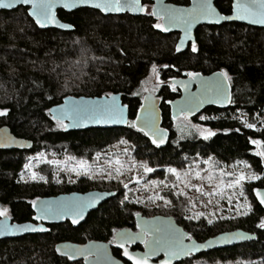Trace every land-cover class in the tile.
I'll return each mask as SVG.
<instances>
[{
  "label": "trees",
  "instance_id": "16d2710c",
  "mask_svg": "<svg viewBox=\"0 0 264 264\" xmlns=\"http://www.w3.org/2000/svg\"><path fill=\"white\" fill-rule=\"evenodd\" d=\"M171 2L190 4V0ZM216 6L222 14L231 15L230 0H219ZM58 16L74 31L41 30L24 7L0 11V110H7L6 116H0V128L7 126L16 137L33 142L29 151L0 150V210L6 209L14 223L23 224L34 221L32 201L92 191L116 195L78 228L66 222L50 225L47 234L0 241V264H83L59 257L56 246L62 242H109L118 230L135 228L137 213L173 216L199 242L235 230L258 235L254 242L200 254L180 264H264V229L258 227L264 219V209L256 198L257 190L264 188V162L248 142L250 138L264 141L260 124L264 118V29L239 23L202 26L196 35L198 51L192 52L190 46L183 54H176L180 35L153 27L159 23L153 16H104L88 8L71 13L59 11ZM82 50L95 59L83 63L86 58ZM153 66L158 69L161 83L146 93L143 87L152 77ZM221 70L231 77L233 103L227 109L207 108L190 119L215 132L204 139L191 124L182 125V120L172 119L170 104L181 95L178 88L172 90V82L188 77V72L211 75ZM113 94H120L128 106L129 121L136 119L148 94L159 99L163 127L170 132L166 143L157 147L142 132L128 127L67 132L57 126L49 112L68 97L101 98ZM245 119L261 130L244 128L239 121ZM121 139L127 144H120ZM119 146L128 148L125 159L129 162L144 161L157 169L146 176L144 185L148 180H165L171 186L175 178L165 173L168 167L181 172L192 167L205 175L208 166L202 162L208 157L218 162L213 170L217 177L223 169L255 174L260 179L243 183L244 196L239 195V188L229 190L232 202L224 199L222 215L190 220L186 218L192 217L187 195L178 197L165 188L162 196L169 204L151 201L143 193L142 184L129 182L132 173L120 178L130 183L124 189L117 180L72 177L43 162H37L34 170L45 180H32L24 168L30 158L43 153L64 161L69 156L76 161L84 159L95 170L108 158L102 155L96 161V154ZM154 188L160 189L161 185ZM237 202L239 211L246 215L237 214ZM209 219L212 223H208ZM113 253L121 258V251L113 249Z\"/></svg>",
  "mask_w": 264,
  "mask_h": 264
},
{
  "label": "snow or ice",
  "instance_id": "6c2138e0",
  "mask_svg": "<svg viewBox=\"0 0 264 264\" xmlns=\"http://www.w3.org/2000/svg\"><path fill=\"white\" fill-rule=\"evenodd\" d=\"M57 3H62V6L67 9H71L76 6H90L94 9H98L101 12H121V11H136V12H146L147 9L141 3V0H0V9H11L14 5H30L31 11L28 12V15L34 19L35 25L40 28H44L48 23L55 22V16L53 14V9ZM232 15L222 16L216 9L213 7L211 0H198L197 3L190 10H172V9H162L160 13L152 11L148 13L149 15L157 16V19L164 20L165 23H156L153 27L159 29L162 32L169 30V26H184L185 38H189V29L192 24L197 20L205 19L209 22L219 23L221 20H247L251 24H261L264 25V0H235L232 5ZM60 27L65 29H71L72 25H60ZM184 41L181 40L180 44L176 45V51L180 52L181 47ZM192 52H197V46L193 42L191 45ZM82 55L86 58L83 63L86 64L88 59H95L94 57L87 56V50H82ZM77 64L82 63V61H77ZM153 71H155V66H153ZM187 75L190 78H198L199 73L188 72ZM215 80L213 81H202L201 84L206 88L208 92L212 95L208 97L209 102L211 103H221L225 101L228 103H233L231 96L229 95V85L231 84V77L227 71L221 70L220 72L214 74ZM184 83V82H181ZM187 88V84H184ZM39 87V85H37ZM172 90L176 91V87L173 84ZM51 99V96L48 97ZM204 101L197 99L195 103L191 99L187 100L186 103L178 106L177 111L184 118L187 119L189 115L192 114L193 108H198L200 104ZM141 109L145 111V116L143 123H139L141 117L139 114L136 115L135 120H127L124 116V109L117 105L116 97L111 96L110 99H106L103 103L100 102H89L83 99L79 101L73 100L71 103L66 102L65 104L58 105L55 109H49L52 119L56 122L57 126L65 131L68 128H78L86 126L87 123H97V124H123L126 125L129 129H133L136 132H142L144 136L149 137L153 144L157 147H160L161 144L165 142L164 140V131L159 129L156 126V118L154 112L144 109V105H141ZM7 110H0V116H6ZM244 115V113H241ZM200 119H205L204 116H201ZM233 119H239L238 117H233ZM67 121V123L65 122ZM244 128L254 129L260 131L255 123H250L248 120L239 121ZM260 124L264 128V118L260 119ZM195 128L199 135H202L204 139L215 135L213 132H207V135L204 132L200 131L199 128L195 125L192 126ZM236 131H240L239 128ZM250 144L256 147L255 155L262 158L264 162V141L260 139H249ZM120 144H127V141L121 139ZM123 152L125 155H128V148H124ZM102 155L107 156L106 153L98 152L96 154V161L100 160ZM33 160L38 162H44L46 164L55 165L59 167L61 165L60 161L57 160H45L44 154L40 153L36 157L30 158L28 163L24 165V168L29 171L30 178L32 180H45V177L39 175L32 171ZM67 161H76L75 157L69 156ZM204 165H207L208 168L204 169L205 175H201V171L196 170L195 168L189 167L183 172L178 171L177 168L168 167L164 171L166 174H170L175 178V181L169 186L165 180H148L146 185L156 186L162 185L164 188L169 189L170 194L175 196H185V189L193 188L196 192L201 193L203 196H208L210 199L208 203L211 204V197L219 196L223 198L225 195V189H236L239 188L240 196H244L243 182L247 180H257L260 179L259 176L255 174H245L243 171L236 173L234 171L229 172L223 169L220 170L219 176L213 174V170L217 167L218 162L213 161L212 157L203 160ZM243 163V162H241ZM247 167V165H245ZM137 170L138 173H141L142 176H147L150 173L157 172V169L149 166L147 162L141 161L139 163L131 161L130 163H125L118 157L112 158L108 157L104 160V164L100 167H97L95 170L93 165H90L86 160L80 159L76 161L72 166H69L67 162H64L62 170H66L70 173H74L77 177L85 176L89 180H94L97 177L100 179L106 180H117L118 183L123 185L124 189H128V183H124L122 176L126 173H130L133 170ZM228 177V179H225ZM167 178V175H166ZM129 182H135V184H140V179L137 176H129ZM198 180L201 182L207 181V183L212 186L213 181L216 183L212 187L211 191H204L202 186L192 183V180ZM72 182V181H70ZM183 184V188H179V185ZM236 193L234 192L233 195ZM97 195H89L86 199L73 198L68 201H60L55 204L45 203L40 209L38 215L35 219H50V218H60L63 216H72V224H78L84 218V212L87 208L93 207L98 204L102 198ZM107 195H115L114 193H108ZM256 196L259 199L261 205H264V192H256ZM125 199L127 195L125 194ZM151 201L163 200L165 204H169L170 201L165 199L163 196H154L149 198ZM245 197V201H246ZM123 202V201H122ZM228 202L231 204L232 196H228ZM32 206H36V201H32ZM245 207L251 210L250 206L245 203ZM237 214H247L241 213L239 211V202H237ZM136 215H139L137 213ZM203 213H196L192 217H186L187 219H199L203 216ZM0 216L8 218V212L6 209L0 210ZM208 223H212L209 219ZM140 227V225H138ZM260 229H264V219L258 224ZM27 231H46L44 228H35L29 225L21 226H9L7 224H0V235H16L19 233ZM188 240H191V236L186 237ZM240 238H249L241 236ZM116 239V237H114ZM135 239H141L145 243L148 251L143 254L142 257L136 258L129 254L128 250L124 249V256L128 260L133 261V264H148V258L150 255H154L159 251H165L166 254L171 256L179 255H190L194 251H199L200 247L194 241L190 245L184 244L185 236L183 233H179L178 230L169 227L160 228V227H149L148 223L145 222V226L142 228V235L132 236L129 233H120L119 240L121 241H130ZM230 242V238H225ZM123 247V243L119 245ZM59 252L60 249H57ZM83 254L88 252V249L76 250ZM67 255L69 260L74 259V254L64 253ZM94 255L97 256V264L101 258V253L97 250ZM165 264H168V261H165Z\"/></svg>",
  "mask_w": 264,
  "mask_h": 264
},
{
  "label": "water",
  "instance_id": "95a60500",
  "mask_svg": "<svg viewBox=\"0 0 264 264\" xmlns=\"http://www.w3.org/2000/svg\"><path fill=\"white\" fill-rule=\"evenodd\" d=\"M154 4V9L153 11H156L157 13H160L162 9H172V10H190L195 3L198 2V0H190V5L189 6H179L172 4L170 0H151ZM219 0H211L213 7L216 9V11L222 15V16H227L222 14L218 7L216 6V3ZM233 3L235 0H230ZM62 2H66V0H62ZM243 2V0H242ZM141 3L143 4V0H141ZM19 7H24L28 9V12L31 11V6L30 5H14L11 9H0V11H7V12H12ZM92 9V10H97L94 9L90 6H76L71 9L64 8L62 6V3H57L55 8L53 9V14L55 16V22L53 23H48L46 27L44 28H39L41 30H58L61 32H71L74 31V27L71 29H65L60 27V25H69L65 22H63L59 16L58 12L63 10L65 12H73L79 9ZM101 12V11H99ZM104 16H120L124 14H130L133 16H141L143 15L144 12H136V11H121V12H108L104 13L101 12ZM233 13H231L232 15ZM157 18V16H155ZM32 18V17H31ZM34 21V19L32 18ZM162 23H165L164 20H162ZM226 23H239L243 25H247L250 27H255V28H263L264 25L261 24H251L247 20H221L219 23H214V22H209L208 20L205 19H200L197 20L195 23L192 24L191 28L189 29V38H185V32H184V26H169V30L166 31L167 34L171 33H178L180 35L179 40L177 42V45L180 44L181 40L184 41L181 51L177 52L176 54H183L186 52L189 48L190 45L194 42L196 44V35L197 31L200 27L202 26H221ZM218 72H215L211 75H201L199 74L198 78H181L174 80L172 84L175 85L176 88L180 91L181 95L179 98L171 102L170 107H171V117L173 120H178L182 118V116L179 114L177 111L178 106L186 103L187 100L191 99L193 103L199 100H203L204 102L199 105L198 108H193L192 114L189 115L187 118L191 119L194 117L200 116L207 108L210 107H216L219 109H227L231 106V103L224 102L223 104L221 103H211L209 102L208 97H210L212 94L206 90V88L201 84L202 81H213L215 80V75ZM184 82V83H181ZM184 84H187V88H185ZM229 95L233 99V92H232V87L231 84L229 85ZM111 96L116 97V103L120 107L124 109V116L127 120L130 119V112L128 106H126L123 103L122 97L120 94H113ZM111 96H104L101 98H89V97H68L64 100L62 104H65L66 102L71 103L73 100L79 101L81 99L89 102H100L103 103L106 99H110ZM60 104V105H62ZM144 109L149 110L154 112L155 118H156V126L159 129H162L164 131V140L166 141L170 137V132L163 127V119H162V112L160 109V100L157 99L153 94H148L143 101ZM57 106L53 107L52 109H55ZM141 117V120L139 123H143V119L145 116V111L140 108V111L138 113ZM51 115V113H50ZM67 123V121H65ZM127 128L126 125L123 124H97V123H87L86 126L78 127V128H68L67 132L75 131V132H80V131H85V130H90V129H125ZM161 144V145H163ZM33 147V142L18 138L16 137L11 129L7 126H4L0 128V150L4 151H12V150H19V151H29ZM259 192H264V188H261L257 190ZM110 192H101V191H92L88 192L85 194L82 193H72V194H64V195H59L56 197H49V198H42L36 201V206L33 207L35 217L39 213L40 207L45 204V203H57L60 201H68L72 200L73 198H81V199H86L89 195H97L100 196L102 195V198L98 204H96L93 207H89L85 210L84 212V218L80 221L78 224H72V216H63L60 218H50V219H35L33 222H28V223H14L12 219L8 216V218L1 217L0 218V224H7L9 226H21V225H29L31 227L35 228H44L46 231H27L23 233H19L16 235H0V241L3 240H9V239H17L21 238L24 236L28 235H39V234H47L49 232V226L50 225H59V224H64L66 222H69L73 227L78 228L82 224L86 222L88 219L89 215L96 210H98L101 206H103L107 201L115 197V195H107ZM257 198V196H256ZM259 201V199L257 198ZM260 203V202H259ZM261 205V204H260ZM261 207L264 209V205H261ZM145 222L148 223L149 227H160V228H166V227H171L173 229L178 230L179 233H183L185 236L184 239V244L190 245L193 241L201 246L199 251H194L190 255H179V256H171L170 254H166L165 251H159L154 255H150L148 258V264H165V261H168V264H180L183 263L187 260H190L194 257L199 256L200 254L216 251V250H221V249H226L230 247H235L237 245L245 244L248 242H254L258 239L257 234H252L249 232H246L244 230H235L231 232H225L222 234H219L217 236L211 237L203 242L197 241L195 238L192 237V234H190L184 227L180 226L176 220L175 217L173 216H162V215H157L153 217H147L144 216L142 213H139V215H135V228L134 229H121L118 230L114 237L116 239H111L109 242H102V241H89L86 244H75L72 242H62L56 246V253L59 257L61 258H66L68 259L67 255L64 253H70L74 254V259L71 261L75 262H83V264H97V256L94 255L97 250L102 254L101 258L99 260V264H133V261L128 260L126 256H124V249L126 248L129 252L130 255L140 258L143 256L145 252L148 251V248L146 247L145 243L142 242L141 239H135V240H130V241H121L119 240V234L120 233H129L132 236L136 235H142V228L145 226ZM140 225V227H138ZM191 236L192 239L188 240L186 237ZM241 236L244 237H249V238H240ZM230 238V242L225 239V238ZM123 243V247H120L119 245ZM139 248V249H138ZM57 249H60L58 252ZM84 250L88 249V252H84L81 254V252H78L76 250ZM113 249H118L121 251V258L115 256L113 253Z\"/></svg>",
  "mask_w": 264,
  "mask_h": 264
},
{
  "label": "rangeland",
  "instance_id": "374dc122",
  "mask_svg": "<svg viewBox=\"0 0 264 264\" xmlns=\"http://www.w3.org/2000/svg\"><path fill=\"white\" fill-rule=\"evenodd\" d=\"M160 83H161V80H160V77H159L158 69L155 68V71H153V73H152L151 79L149 80L148 83H146L144 85L143 90L146 93L149 92V91H153V90H155L156 88L159 87ZM180 120H182L180 122V124H182V125H184L185 123H189L192 126L195 125L194 123L190 122L189 118L184 119L182 117V118H180ZM178 121H179V119H178ZM195 126H197L200 131L204 132L205 135H207V132H209V131L215 133L214 131H211V130H209V129L201 126V125H195ZM200 136L203 137L202 135H200ZM123 149L124 148L122 146H119L117 148H114L113 150L106 151L105 153L107 154V157H112V158L118 157L123 162L130 163L128 161V159L127 160L125 159L126 155L123 152ZM36 156H34V157H36ZM44 159L45 160H57V161H60L61 165L59 167H57L55 165H53V166L55 168H58L60 173H65V174L70 173V172H68L66 170H62V168L64 166V162H67L69 166H72L76 162V161H64V160H59V159H51V158L47 157L46 155H44ZM37 162L38 161L33 160V167H32L31 170L34 171V172H35L34 168H35V165H36ZM103 164H104V162L102 164H100L98 167L102 166ZM90 165H92V164H90ZM93 168H94V165H93ZM130 173H132L133 176H137V178L140 179V184H142V187H143L142 189L144 190L143 191L144 194L146 193L150 197H154V196H157V195L162 196L163 189H165L162 185H161L160 189H155L154 188L155 186L150 187L149 185H144L143 182H144L146 176H142L141 173H138V171L135 170V169L132 172H130ZM70 174L72 175V177H77L74 173H70ZM249 181H254V180H247L246 179L243 183L249 182ZM192 183L196 184V185H199V186H202L204 188V191H211L212 187L215 185V183H213L212 186H210L207 183V181L201 182V181H198V180H195V179L192 180ZM129 185H130V183H128V186ZM179 188H183V184H180ZM229 190H232V189H225V195H224L223 198H220L219 196L211 197L212 203L209 204L208 200L210 199V197L203 196L201 193L196 192L193 188L185 189V193H186L185 195L188 196V198H189V200L191 202L190 210L192 211V216H194V214H196V213H203L204 215L201 216V217H205V216L208 217V216H211V215H213V216L222 215L221 213H222V210L224 208L222 203L225 201L224 199L228 200V196H231V194H228Z\"/></svg>",
  "mask_w": 264,
  "mask_h": 264
},
{
  "label": "flooded vegetation",
  "instance_id": "af4514ba",
  "mask_svg": "<svg viewBox=\"0 0 264 264\" xmlns=\"http://www.w3.org/2000/svg\"><path fill=\"white\" fill-rule=\"evenodd\" d=\"M170 2H171V0H170ZM172 3V2H171ZM172 4H174V3H172ZM143 5H144V7L147 9V11L146 12H144L143 13V15H141V16H133V15H130V14H124V15H120V16H125V15H128V16H132V17H142V16H145V15H147V16H153V15H149L148 13H150V12H152L153 11V9H154V4H153V2L151 1V0H143ZM175 5H177V4H175ZM190 5V4H189ZM188 5V6H189ZM179 6H182V5H179ZM61 11H63V10H61ZM77 11V10H76ZM97 11V10H96ZM65 12V11H64ZM74 12V11H73ZM99 12V11H98ZM59 13V12H58ZM66 13H68V12H66ZM69 13H71V12H69ZM101 13V12H100ZM102 14V13H101ZM116 17H119V16H116ZM156 20H158L159 21V23H162V20H159V19H157L155 16H153ZM191 46V45H190ZM189 46V47H190ZM139 249V248H138ZM118 250V249H117ZM120 251V250H119Z\"/></svg>",
  "mask_w": 264,
  "mask_h": 264
}]
</instances>
